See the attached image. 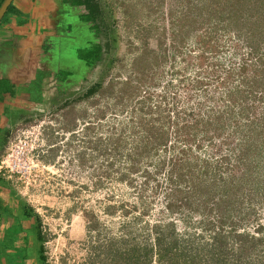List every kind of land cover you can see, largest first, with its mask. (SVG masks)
I'll return each instance as SVG.
<instances>
[{"label":"rangeland","instance_id":"obj_1","mask_svg":"<svg viewBox=\"0 0 264 264\" xmlns=\"http://www.w3.org/2000/svg\"><path fill=\"white\" fill-rule=\"evenodd\" d=\"M100 1L111 32V51L87 87L98 83L113 87L114 93L106 95L99 89L90 98L83 95L54 103L8 127L9 138L0 142V166L13 151L21 163L16 173L0 167V186L22 210L32 209L35 218L40 216L48 264H124L117 251L151 247L156 237L153 227L171 222L176 225L169 230L179 235L180 244L187 245L192 255L199 254L194 260L181 259L180 264H219L214 257L225 252L229 264H264V252L244 253L246 259L238 261L239 253L232 251L239 242L234 231L261 236L259 229L264 228V91L257 90L255 82L264 79V0ZM154 55H158L156 71L147 70L144 79L134 63L140 60V69L152 66L157 64ZM195 78L204 89L195 88ZM125 85L129 95L120 99L118 89ZM167 91L171 105L175 94L179 103L178 109H170L171 114L178 111L170 115L172 148L141 162L155 173L142 199L140 171L134 173L137 189L118 178L126 165L120 155L122 142L129 143L127 155L139 141L131 136L132 109L138 99L156 95L155 100L161 101ZM194 118L213 122L206 125L208 130L202 126L208 134L191 137L178 130ZM74 127L76 135L67 131ZM122 133L126 135L117 144ZM176 135L181 140L175 142ZM190 147L186 159L193 165L195 157L203 160L197 164L196 199L204 196L202 188L206 193L213 190L216 200L225 194L221 211L206 206H200V212L188 207L171 214L167 210L170 200L180 198L168 196L172 187L166 170L178 152ZM163 160L166 167L161 164L158 171L154 164ZM204 160L211 163L209 171ZM186 191L196 208L195 198ZM221 233L226 236L225 251L220 250L223 241L216 246L215 237ZM123 239L127 243L121 245ZM36 241L39 250L42 244ZM212 246L218 249L211 256ZM139 264L159 262L155 256Z\"/></svg>","mask_w":264,"mask_h":264},{"label":"trees","instance_id":"obj_2","mask_svg":"<svg viewBox=\"0 0 264 264\" xmlns=\"http://www.w3.org/2000/svg\"><path fill=\"white\" fill-rule=\"evenodd\" d=\"M5 0H0V7L3 4ZM243 2V1H241ZM11 8V6H10ZM231 16V15H230ZM230 16L228 18H230ZM220 24V23H218ZM256 35V34H255ZM257 38V37H256ZM255 38V39H256ZM264 38V37H263ZM263 46H264V39L262 42ZM154 60L158 61V55H154L153 56ZM140 60L135 61L134 63V68L135 71L143 74V78L145 79L146 74H147V70H152L149 72H155L156 67L158 65L154 64V65H147L145 64L141 69L138 66ZM262 61V60H261ZM263 62V61H262ZM264 63V62H263ZM241 65V64H240ZM264 65V64H263ZM259 68H261L259 66ZM241 69L246 70L245 66H241ZM258 70V67L256 68V72ZM178 73V72H177ZM258 73V72H257ZM145 76V77H144ZM195 82L197 83V86H195V88H201L204 89L203 87V83L200 82V79L195 78L194 79ZM257 83V85L259 87H256L257 90H259L258 88L262 89V91H264V79L261 80H256L255 81ZM101 89L102 92L101 93H105L106 95H112L114 93L113 87L112 88H103L102 84H97L96 86L92 87L90 90V97H93L95 94H97V91ZM129 90L130 87L125 85L123 86L121 89H118L120 95L118 94V96L120 97V99H124L127 95H129ZM255 91L253 90L251 94H254ZM258 94V93H257ZM256 94V95H257ZM264 95V94H263ZM156 95H145L143 98L138 99V102H136L135 106H133L132 109V123H133V128H134V132L131 134V136L139 139L138 142L134 141L136 144V146L134 147L133 151L129 154H125V152H127V148L129 143L128 142H122L123 141V137H125V133H122L120 135V138L118 139V143L122 142L123 144V152L120 154L124 159L126 163V165L122 166L120 171H121V175L118 176V178L120 179L121 182L126 183L130 188H136L138 186L137 183V178L134 176V173L137 171L141 172V175H143V179L144 181L142 182L143 185H141L140 187V191H141V195L140 197L143 199L144 194L147 191L146 187H149L150 185V181H152L151 179L155 177V173H152V171L149 170V167L143 168V166L141 165V162L144 160V158L148 157L149 160L153 159L155 156H157L160 151H162L161 149H165L166 151L169 148H172V146L170 145L172 142V137H171V119H172V115H176L177 114V110H173L174 114H171V110L172 108H176L178 109V102H177V94H175V98H173L174 100V105H171L170 103V98H169V92H165L162 95V99L161 101H156L155 99ZM87 97V98H90ZM148 99L151 100L150 105H148ZM264 100V97L262 98ZM170 106V107H169ZM145 111V113H144ZM147 111V112H146ZM168 113V114H165ZM171 115V116H170ZM211 116V115H209ZM221 117V116H220ZM175 118V117H174ZM210 119V117H209ZM194 122L191 124H185L184 128L181 129L179 128L178 130L182 133H186L188 131V133L191 134L192 136H199L201 134H208V132L203 131L202 130V126H204L203 128H205L204 130H208L209 127L211 126L212 123L210 122V120L207 122L206 119L201 118V119H193ZM213 121V120H212ZM262 122L264 123V118L262 120ZM179 123V120L177 121V125ZM203 123H205V125H203ZM125 124V123H124ZM76 127V126H75ZM68 128L67 131L69 132H74L73 135H76L77 133L76 130L77 128ZM135 128H138V130H140L143 134L140 135V131H136ZM144 128L146 129V131L144 130ZM179 135H176L175 142L178 140H181V137H178ZM178 138V139H177ZM182 146V145H181ZM180 145L178 146L179 148L181 147ZM200 146V145H198ZM192 147L186 149V150H182V152H178L179 154L176 156L175 159H173L172 161H170V167H169V171L166 170L168 177V181L170 183V186L172 187L170 194L168 195L171 199L172 197L178 196L180 199L177 201H173L170 200L167 204V210L170 213V211H172V213L174 211H179V210H183L184 208L188 207L191 208L197 212H200V206H206V208L210 211H217L222 209V203L225 202V195L223 196V198H219V199H215L217 194L214 197V193L213 190L210 191V193H206L205 189L202 188V190L200 191L202 194H204V196L199 197L196 199V193L198 191L197 189V184H198V176H197V164H199L201 161H203L201 158L195 157V162L197 163L196 165H193V161L189 159H186V156L190 155L189 153L192 151L191 149ZM122 161V160H121ZM204 162L206 163L205 168L209 171V168L211 166V163L209 161L204 160ZM152 164H154L153 162H151ZM150 163V164H151ZM162 165L163 167H166V160H163L162 162L158 163L156 161V163L154 164L157 168V170L159 171L160 167ZM199 166V165H198ZM111 168H114V163H111L110 165ZM162 170V169H161ZM157 171V172H158ZM138 173V172H137ZM153 174V175H152ZM208 174V172H207ZM209 178V177H207ZM1 176H0V180H1ZM213 182L214 179H213ZM183 184L185 185V187H183ZM216 183L212 184L215 185ZM244 186V184H242ZM201 186V185H200ZM186 189H183V188ZM215 187V186H213ZM182 188V189H181ZM235 189V188H234ZM188 190L190 193H192L193 197L195 198V202L198 204V206L195 208V206H193L191 204L190 199H192V197H190V199H188V196L190 195L189 193H187ZM185 194V195H184ZM181 195V196H180ZM184 195V198L183 196ZM219 196V195H218ZM216 200V202H215ZM240 200L236 199V202L238 203ZM215 202V205L213 207H210V203ZM228 207V206H227ZM122 208L125 211V215H128L130 213V211L128 209H125L126 206H122ZM134 208H138V207H134ZM202 210V209H201ZM23 212L25 214L24 217L25 218H29L32 219V217H34L33 215V210L32 209H26L23 210ZM109 212V211H108ZM171 214V213H170ZM253 214H255V212H253ZM225 216L227 217V215H223L221 217V223L222 226H224L225 222ZM233 215L230 214L229 217H232ZM35 218V217H34ZM37 223L35 222L33 224V230H35V232H37V240L38 242H40L41 245V249L40 252L42 254L41 256V260L44 263L48 264L47 261V257L45 255V244L47 241V238L45 236V234L43 233V229H42V221L40 219V216L37 215L36 218ZM206 226L209 225V221L205 222ZM176 225V223H169L168 225H156L155 227H153L155 229L156 232V237L154 239V245L150 246H143L140 247L138 249H133V252L130 253L129 251H122L119 250L117 251V256H118V261L122 262L124 264H134L135 262H148L149 260H151L152 258H154L155 256L158 259L159 264H180V260L181 259H186L188 258H192L193 260L196 259V257L199 256V254L197 255H192V252H189V248L187 245L182 246V244H180V239L178 238V234L176 232H174V229H172L170 232L169 228L174 227ZM208 227V226H207ZM235 227H238V225L236 224ZM262 232V235L260 236H256L253 235L251 233H237L236 231H234V235L235 237H238L239 242H242L239 245L238 242V247L232 249V251H237V253H239L240 256H238V261L242 260L244 253L246 254H251L253 252L255 253H261L264 252V249L260 251V248H262V245H264V228H260L259 229ZM167 231V232H166ZM221 235V236H220ZM220 235L216 236L215 239L219 240V243L216 244L220 245L221 241L226 239V236H223V234L221 233ZM169 240L173 241L172 244H168ZM122 244L124 245V243L126 244L127 241L125 239L122 240ZM224 245H221L220 247H222L220 250H226L227 246L225 244V241H223ZM249 244V248L248 245ZM219 247V248H220ZM212 248H215L212 246ZM218 249V248H217ZM217 249H213L212 251L210 250L211 256L213 254H216L215 252L217 251ZM191 250V249H190ZM193 250V249H192ZM215 251V252H213ZM223 251V252H224ZM189 252V253H188ZM221 255H214V261L218 262L219 264H227L228 262L226 261L228 255L225 252L224 253H220ZM224 254V255H223ZM192 256V257H189ZM227 256V257H226ZM248 257L251 255H247ZM246 259V258H245ZM125 260V261H124ZM135 260V261H134ZM136 264V263H135ZM229 264V263H228Z\"/></svg>","mask_w":264,"mask_h":264},{"label":"flooded vegetation","instance_id":"obj_3","mask_svg":"<svg viewBox=\"0 0 264 264\" xmlns=\"http://www.w3.org/2000/svg\"><path fill=\"white\" fill-rule=\"evenodd\" d=\"M64 4L67 9L62 12L60 27L55 29L57 38L44 42L43 68L36 77L12 86L0 81V103H4L0 142L9 138L8 127L20 119L26 122L37 111L54 103L63 104L69 98L90 97L91 88L98 84L87 87L111 51L103 4L100 0H64Z\"/></svg>","mask_w":264,"mask_h":264},{"label":"crops","instance_id":"obj_4","mask_svg":"<svg viewBox=\"0 0 264 264\" xmlns=\"http://www.w3.org/2000/svg\"><path fill=\"white\" fill-rule=\"evenodd\" d=\"M66 7L64 0H13L0 25V81L12 86L36 77L43 68L44 42L57 38ZM3 111L0 103V116ZM6 193L0 186V264H47L40 259L41 245L36 249L34 221Z\"/></svg>","mask_w":264,"mask_h":264},{"label":"built area","instance_id":"obj_5","mask_svg":"<svg viewBox=\"0 0 264 264\" xmlns=\"http://www.w3.org/2000/svg\"><path fill=\"white\" fill-rule=\"evenodd\" d=\"M23 154H26V153L23 152ZM19 161H20V158L17 159L16 151H13L9 155H7V157L4 161L1 162L0 167L5 168L10 173H16L17 171H19V170H17V167H19V164L21 165V163Z\"/></svg>","mask_w":264,"mask_h":264},{"label":"water","instance_id":"obj_6","mask_svg":"<svg viewBox=\"0 0 264 264\" xmlns=\"http://www.w3.org/2000/svg\"><path fill=\"white\" fill-rule=\"evenodd\" d=\"M13 0H5L0 7V22L3 20L4 16L6 15L10 5L12 4Z\"/></svg>","mask_w":264,"mask_h":264}]
</instances>
